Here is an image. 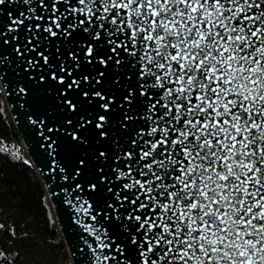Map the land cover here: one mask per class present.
I'll return each mask as SVG.
<instances>
[{"label": "snow or ice", "instance_id": "1", "mask_svg": "<svg viewBox=\"0 0 264 264\" xmlns=\"http://www.w3.org/2000/svg\"><path fill=\"white\" fill-rule=\"evenodd\" d=\"M10 95L76 264H264V0H0Z\"/></svg>", "mask_w": 264, "mask_h": 264}, {"label": "trees", "instance_id": "2", "mask_svg": "<svg viewBox=\"0 0 264 264\" xmlns=\"http://www.w3.org/2000/svg\"><path fill=\"white\" fill-rule=\"evenodd\" d=\"M7 111L0 96V250L19 252L8 257L12 264H71L45 188L23 163L28 157Z\"/></svg>", "mask_w": 264, "mask_h": 264}, {"label": "water", "instance_id": "3", "mask_svg": "<svg viewBox=\"0 0 264 264\" xmlns=\"http://www.w3.org/2000/svg\"><path fill=\"white\" fill-rule=\"evenodd\" d=\"M3 100L6 102L7 112H9L13 125H15L16 130L18 131L23 149L26 152L28 160L30 161L29 165L35 170L38 175L41 183L44 186L46 195L49 201V204L52 208L54 218L56 220L55 223L58 225V229L60 231V235L62 236L66 249L68 252V256L71 264H76V260H78L79 254L77 251V240L72 237L73 229L69 227V213L67 210V206L62 204L58 199H54L51 195H49L51 191H57L54 187L55 181L47 178V169L43 168L42 164L37 163L36 155L34 154L36 151V145L30 134L26 133L24 130V116L22 113L27 111V107H20L24 101L18 100L15 95H10L9 97H3ZM43 173V174H42ZM77 254L74 256L73 253Z\"/></svg>", "mask_w": 264, "mask_h": 264}]
</instances>
